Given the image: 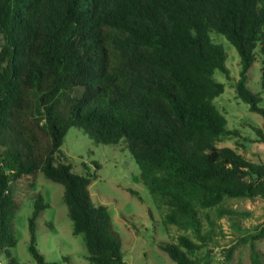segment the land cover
I'll return each instance as SVG.
<instances>
[{
  "label": "trees",
  "instance_id": "1",
  "mask_svg": "<svg viewBox=\"0 0 264 264\" xmlns=\"http://www.w3.org/2000/svg\"><path fill=\"white\" fill-rule=\"evenodd\" d=\"M212 32L240 54L237 97L264 116L261 96L247 86L258 55L264 72V0H0V264H17L12 185L39 172L64 186L87 259L129 264L109 209L91 198L92 177L61 150L70 127L128 148L144 184L169 207L167 222L196 233L198 241L181 235L161 249L173 264H207L211 249L195 256L214 230L203 231L199 209L226 197L264 198V164L218 145L238 134L215 103L225 89L215 72L229 70ZM48 207L38 193L29 219L38 264H58L37 246V218ZM263 237L264 226L252 234L255 264V241ZM234 249L223 250L226 260Z\"/></svg>",
  "mask_w": 264,
  "mask_h": 264
},
{
  "label": "rangeland",
  "instance_id": "2",
  "mask_svg": "<svg viewBox=\"0 0 264 264\" xmlns=\"http://www.w3.org/2000/svg\"><path fill=\"white\" fill-rule=\"evenodd\" d=\"M213 40L226 53L229 74L216 71L215 78L224 83V92L215 98L220 112L228 120V128L238 135L223 138L219 146L239 149L247 159L264 164V141L256 128L264 132V116L250 110L249 104L237 97L236 82L241 73V57L237 48L222 34L212 32ZM247 86L262 98L264 107L263 61H257L248 72ZM62 152L73 168L92 177L91 198L105 205L112 216V226L121 243L124 259L129 264H173L162 243H178L187 235L198 241L192 228L180 229L166 220L169 207L160 195L151 193L141 179L142 169L130 150L123 146L96 142L83 129L70 127ZM17 208L12 229L17 244L12 249L17 264H38L29 251V219L33 214L35 196L43 195L49 207L37 218V246L48 261L58 264H92L82 235L73 233V223L64 201V186L47 179L42 172L36 177L23 176L12 185ZM135 190L138 195H134ZM203 231L214 230L213 242L202 249L196 258L202 259L211 249L207 264H255L251 249L252 234L264 226V198L226 197L218 206L200 208ZM209 216L214 224L207 220ZM234 246L230 261L223 250ZM255 259L264 264V237L255 241ZM6 260V259H5ZM1 264H4L3 262Z\"/></svg>",
  "mask_w": 264,
  "mask_h": 264
}]
</instances>
